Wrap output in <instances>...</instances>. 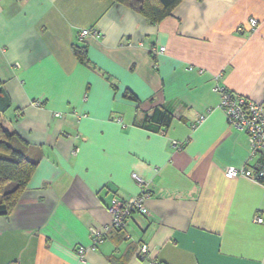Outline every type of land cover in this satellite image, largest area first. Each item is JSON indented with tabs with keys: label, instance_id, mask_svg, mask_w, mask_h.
I'll list each match as a JSON object with an SVG mask.
<instances>
[{
	"label": "crops",
	"instance_id": "1",
	"mask_svg": "<svg viewBox=\"0 0 264 264\" xmlns=\"http://www.w3.org/2000/svg\"><path fill=\"white\" fill-rule=\"evenodd\" d=\"M87 27L101 35L80 41ZM218 73L264 101V0H181L154 24L114 0H0L1 122L36 162L0 215V264H76L111 198L138 194L132 173L149 215L110 230L85 264H148L141 244L160 264H264V185L222 170L251 162L245 133L217 108ZM157 106L171 112L166 129L135 124Z\"/></svg>",
	"mask_w": 264,
	"mask_h": 264
},
{
	"label": "built area",
	"instance_id": "2",
	"mask_svg": "<svg viewBox=\"0 0 264 264\" xmlns=\"http://www.w3.org/2000/svg\"><path fill=\"white\" fill-rule=\"evenodd\" d=\"M248 24L250 31H253L257 27L258 22L255 18L251 17L248 19ZM238 31H241V28H238ZM100 35L101 33L98 29L87 27L80 30L78 38L81 41L87 36L99 37ZM163 50V47L158 49L150 48V54L155 55L156 53H161ZM187 69H191V67ZM201 72V70H198V73ZM220 77V73L213 76L214 84L212 89L218 95L217 108L223 112L230 126L245 133L249 153L248 160L251 162L240 167L225 166L222 169L223 173L228 178L245 177L264 185V163L260 161V156L264 152V101L262 103H255L228 90L220 83ZM34 105L40 106L38 101H34ZM211 111V108H207L204 113L198 115L192 123L191 128L193 129L200 124ZM55 115L61 116L60 113H56ZM172 144L178 149L180 148L177 142L173 141ZM76 152L77 149H74L72 154H76ZM131 177L138 186V194L127 199L111 198L107 207V212L110 216L109 223L104 225H91L88 228L90 245L88 247H76V264H85L86 252L94 249L110 230L116 228L124 229L132 214L149 215V211L145 206V200L149 197L150 193L145 188V182L135 173H132ZM253 220L256 223L262 222L260 217H254ZM139 253L141 258L145 257L148 259V264H160L149 257V252L145 244L139 246Z\"/></svg>",
	"mask_w": 264,
	"mask_h": 264
},
{
	"label": "trees",
	"instance_id": "3",
	"mask_svg": "<svg viewBox=\"0 0 264 264\" xmlns=\"http://www.w3.org/2000/svg\"><path fill=\"white\" fill-rule=\"evenodd\" d=\"M114 1L127 6L131 10L140 14L148 23L154 24L169 16L174 6L181 0ZM248 29V31H250V27ZM74 52L78 61L84 62V48L75 46ZM127 96L134 100L133 96L129 93H127ZM8 106V104L4 103V95L0 82V215L7 214L12 206L17 202L21 192L26 188L36 167V162L26 158V156L18 150L19 147L15 149L8 145L9 141L15 136L13 133L5 129L1 122L2 115L7 110ZM171 118L172 115L170 111L161 106H157L153 107L149 114L144 115L141 123L135 124L142 128L160 131L168 127ZM13 139L15 140L16 138ZM260 161L264 163L262 155L260 156ZM8 185H12V188L6 191L5 188ZM115 230L122 229L116 228Z\"/></svg>",
	"mask_w": 264,
	"mask_h": 264
},
{
	"label": "rangeland",
	"instance_id": "4",
	"mask_svg": "<svg viewBox=\"0 0 264 264\" xmlns=\"http://www.w3.org/2000/svg\"><path fill=\"white\" fill-rule=\"evenodd\" d=\"M8 145H10L11 147H13L15 149H17V147H18V143L13 138L9 141ZM11 188H12V185H8V186H6L5 190L7 191Z\"/></svg>",
	"mask_w": 264,
	"mask_h": 264
}]
</instances>
